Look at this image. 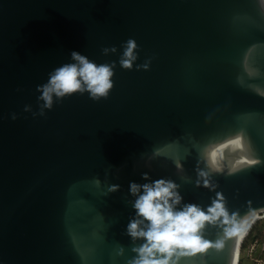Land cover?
<instances>
[{"label": "water", "instance_id": "water-1", "mask_svg": "<svg viewBox=\"0 0 264 264\" xmlns=\"http://www.w3.org/2000/svg\"><path fill=\"white\" fill-rule=\"evenodd\" d=\"M72 51L111 66L113 86L48 108L38 86ZM237 134L260 163L229 173ZM221 145L214 171L206 152ZM161 178L177 209L221 193L237 224L264 211L261 0H0V264H129L144 243L126 231L130 182ZM227 227L206 222L209 247L177 264H238Z\"/></svg>", "mask_w": 264, "mask_h": 264}, {"label": "clouds", "instance_id": "clouds-1", "mask_svg": "<svg viewBox=\"0 0 264 264\" xmlns=\"http://www.w3.org/2000/svg\"><path fill=\"white\" fill-rule=\"evenodd\" d=\"M261 3L264 6V0H261ZM126 43L124 55L127 58L121 60V66L131 68V61L135 59L133 49L136 44L132 39ZM71 58L75 63L55 68L49 74L47 84L38 86L42 89V99L48 108L51 107L53 93L57 97H63L87 91L91 99L99 100L106 98L113 86L111 66L97 65L77 51L71 52ZM227 144L240 153L231 163L229 173L260 163L258 158L251 155L250 145L241 134L229 139ZM224 146L209 148L206 152L207 163L214 171H220L223 167L221 148ZM144 175L146 177L147 174ZM206 175L207 173H200L202 177ZM208 184L209 181L205 179L204 186L207 187ZM118 187L112 185L110 190L115 191ZM176 188L174 182L163 178L143 185L130 182L129 190L136 195L133 202L135 217L127 224L126 231L133 240L143 238L144 243L133 249L137 255L129 264H177L181 256L203 252L209 247V243L200 235V230L206 222L215 224L220 220L224 225H231L225 228L228 237L241 235L249 226L248 220L237 224L235 213L229 216L221 193H217L219 199L214 200L206 211L195 204H187L182 209H177L175 206L182 198ZM221 246V242L215 244L216 248Z\"/></svg>", "mask_w": 264, "mask_h": 264}, {"label": "rangeland", "instance_id": "rangeland-1", "mask_svg": "<svg viewBox=\"0 0 264 264\" xmlns=\"http://www.w3.org/2000/svg\"><path fill=\"white\" fill-rule=\"evenodd\" d=\"M240 244L239 264H264V211L258 213Z\"/></svg>", "mask_w": 264, "mask_h": 264}, {"label": "bare ground", "instance_id": "bare-ground-1", "mask_svg": "<svg viewBox=\"0 0 264 264\" xmlns=\"http://www.w3.org/2000/svg\"><path fill=\"white\" fill-rule=\"evenodd\" d=\"M258 211H254V212H251L249 214H247L244 218H243V221L244 220H248V223H249V226L247 227L246 231L243 232L241 235H238L239 237V241L240 243L242 242V240L245 238V236L248 234L250 228L252 227L254 221L257 219V216H258ZM242 221V222H243ZM238 259H239V254H238ZM239 264V263H238Z\"/></svg>", "mask_w": 264, "mask_h": 264}, {"label": "built area", "instance_id": "built-area-1", "mask_svg": "<svg viewBox=\"0 0 264 264\" xmlns=\"http://www.w3.org/2000/svg\"><path fill=\"white\" fill-rule=\"evenodd\" d=\"M247 235H248V234H247ZM247 235H246V236H247ZM245 238H246V237H245Z\"/></svg>", "mask_w": 264, "mask_h": 264}, {"label": "trees", "instance_id": "trees-1", "mask_svg": "<svg viewBox=\"0 0 264 264\" xmlns=\"http://www.w3.org/2000/svg\"><path fill=\"white\" fill-rule=\"evenodd\" d=\"M249 233V232H248Z\"/></svg>", "mask_w": 264, "mask_h": 264}]
</instances>
